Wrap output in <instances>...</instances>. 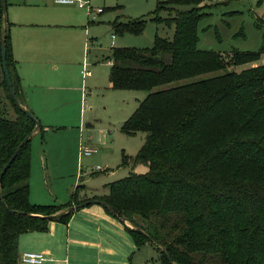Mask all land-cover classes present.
<instances>
[{"label":"trees","instance_id":"1","mask_svg":"<svg viewBox=\"0 0 264 264\" xmlns=\"http://www.w3.org/2000/svg\"><path fill=\"white\" fill-rule=\"evenodd\" d=\"M207 1L231 0L159 1L154 12L168 9L170 16L154 19L174 27L173 39L156 35L152 47H112L111 87L149 91L122 125L128 135L147 133L134 156L123 153L122 165L143 163L148 172L132 171L109 183L105 195L80 200L77 186L66 204H35L30 198L32 138L45 128L12 96L3 39L13 87L27 108L0 0V264L18 263L22 234L46 232L51 220L68 223L75 212L71 206L95 201L130 221L133 226L125 228L137 247L154 245L161 264H171L167 253L177 264H264V63L253 65L264 46L257 52L234 50L230 59L200 49L199 25L208 14L203 10L210 6ZM146 23L142 16L117 19L112 27L114 35L139 34ZM242 64L251 66L228 69ZM156 86L163 87L153 90Z\"/></svg>","mask_w":264,"mask_h":264},{"label":"rangeland","instance_id":"2","mask_svg":"<svg viewBox=\"0 0 264 264\" xmlns=\"http://www.w3.org/2000/svg\"><path fill=\"white\" fill-rule=\"evenodd\" d=\"M90 1L95 9L103 8V11L97 14L98 19L89 23L90 16L85 9L80 8L78 16L73 19L74 24L82 27L85 25L82 28L84 29L82 48L76 44L73 48L74 52L78 53L76 61L88 65V69L92 70L90 76L83 78L81 67H74L73 82L75 86L78 85L77 94L81 95L80 88L83 86L87 89V93L86 102L81 104L80 99L77 117L71 122L82 118L81 130L84 132L64 127L63 124H68L67 119L56 117L55 127L48 132L44 131L43 136L39 134L34 139V144L44 149L39 151L36 147L32 157L30 198L35 204L68 203L70 194L76 189V183L80 188L79 199H90L100 196L93 193H108L109 183L128 176L132 171L142 174L149 170L148 165L143 163L120 166L123 150L135 155L146 140V132L139 131L135 135H128L122 131L121 125L138 108L149 91L112 89L109 78L111 64L108 60L112 46L152 47L156 35L173 39L174 27L154 19L157 14L168 17L170 11L161 9L154 12L160 0ZM207 3L210 6L203 10L208 14L199 25L200 49H213L230 59L234 50L257 52L264 46V0H231L225 3L207 1ZM178 7L191 8V6ZM118 16L123 20L128 17L143 16L147 19V23L139 34L114 35L111 23ZM69 31L76 34V30ZM92 38L96 40L92 42ZM261 63H264V53L261 60L253 65ZM250 66L251 64H242L228 69L239 72ZM225 71L206 73L175 81L169 85H177ZM161 87L163 86H156L153 90ZM72 108L73 105L70 106V109ZM75 131L77 140L73 145L72 134ZM65 139H67L65 146L69 149L62 152L59 149L64 147L62 141ZM84 147L97 150L91 155H84L82 152ZM46 149L48 150L45 151ZM41 154L45 157L43 161ZM115 167H117L116 171L112 174L110 171ZM129 226H133L132 223ZM137 255V259L146 258L148 262L161 264L162 261L161 252L150 243L140 247Z\"/></svg>","mask_w":264,"mask_h":264},{"label":"crops","instance_id":"3","mask_svg":"<svg viewBox=\"0 0 264 264\" xmlns=\"http://www.w3.org/2000/svg\"><path fill=\"white\" fill-rule=\"evenodd\" d=\"M78 9L76 5L58 4L54 0H7V25L24 106L32 110L44 126L45 132L55 127L56 117L67 119L68 124H63L64 127L84 132L81 130L82 118L71 122L77 117L80 99L81 104L86 102L87 93L83 86L80 88L81 95L77 94L78 85L75 86L73 82L74 67H81L83 78L92 74L91 70V74L84 76V65L76 61L78 53L73 50L75 44L82 48L84 41L82 28L85 25L82 27L73 22L79 14ZM130 18L137 17L127 19ZM97 19L98 17L91 19L89 23ZM117 19L127 21L120 16L115 20ZM69 30H76V34ZM94 40L96 39L92 38L91 41ZM72 105L74 108L70 109ZM39 134L41 133L37 130L32 138V157L34 149L38 147V144H34V139ZM72 136L75 145L76 131ZM66 141L67 139L62 141L64 147L59 149L62 152L69 149L65 146ZM38 148L39 151L44 150L43 147ZM123 153L126 152L123 150L122 158ZM41 159H45L43 154ZM120 166H123L122 163ZM116 168L108 169L114 174ZM105 194L107 193H93ZM130 224L110 213L102 202L95 201L91 205L75 209L68 223L51 220L46 232L22 234L19 239L20 257L25 251H37L46 256L43 264H158L148 262L146 258H136L140 247H137L126 231L125 226ZM17 264L26 263L19 258Z\"/></svg>","mask_w":264,"mask_h":264},{"label":"built area","instance_id":"4","mask_svg":"<svg viewBox=\"0 0 264 264\" xmlns=\"http://www.w3.org/2000/svg\"><path fill=\"white\" fill-rule=\"evenodd\" d=\"M58 4H68V5H76L79 8L85 9L90 16L91 19H96L97 14L103 11V8L95 9L91 5L90 0H54ZM112 63V61H110ZM84 76L91 74V70L88 69V65L84 64L83 69ZM97 149H92L89 147L82 148V152L84 155H91L92 152ZM20 259L26 264H43L46 261V256L37 251H25L22 253Z\"/></svg>","mask_w":264,"mask_h":264},{"label":"water","instance_id":"5","mask_svg":"<svg viewBox=\"0 0 264 264\" xmlns=\"http://www.w3.org/2000/svg\"><path fill=\"white\" fill-rule=\"evenodd\" d=\"M3 8H4V13H5V24L7 26V16H6V12H7V0H3ZM2 56H3V65H4V70H5V73H6V76H7V80H8V84L11 88V93H12V96L14 98V100L16 101V103L18 104V106L22 109L25 110V112L32 118H34L36 121H37V126L40 125V122L39 120H37V118L34 116L33 112L31 111V109L29 108H24L23 105L21 104L17 94H16V91L13 87V82L11 80V76H10V72H9V68H8V64H7V47H6V42L5 40L3 39L2 40ZM29 137H27L21 144L20 146L17 148V150L15 151V153L13 154V156L10 158V160L8 161V163L5 165V167L3 168V171H2V175L5 173V171L8 169V167L10 166L11 162L15 159V157L17 156L18 152L20 151L21 147L28 141ZM0 197H1V193H0ZM100 202V201H99ZM103 204H105L104 202H102ZM84 204H81V205H74V206H71L69 208V210H75L77 208H79L80 206H83ZM123 221H125L126 219L122 218ZM167 258L169 259L170 263L171 264H177L175 263L171 256L167 253Z\"/></svg>","mask_w":264,"mask_h":264}]
</instances>
